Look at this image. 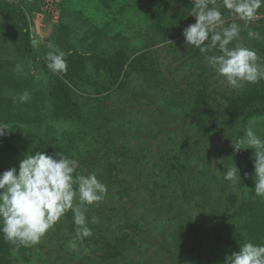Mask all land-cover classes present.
<instances>
[{
	"label": "trees",
	"instance_id": "obj_1",
	"mask_svg": "<svg viewBox=\"0 0 264 264\" xmlns=\"http://www.w3.org/2000/svg\"><path fill=\"white\" fill-rule=\"evenodd\" d=\"M66 1L71 0L60 4L56 21L50 13L46 26L47 45L51 42L66 53L67 72L53 74L45 59L50 49L39 45L41 38L35 29L41 3L0 0V37H7L13 49L11 57L0 52V122L13 128L0 137V172L10 167L18 170L24 155L35 151L62 153L76 162L77 173L95 172L107 185V195L98 205L88 206V220L97 218L88 225L91 236L74 240L76 226L68 211L44 235L45 242L16 247L0 234V264H167L168 257L169 264H224L225 256L239 251L243 243H264V196L254 190V150L246 144L241 149L233 145L245 137L248 128L264 139V80L242 82L230 93L210 89L212 83L203 77L217 73L206 65L205 54L183 39L171 43L195 22V17L180 9L192 7V0H183L179 6L168 0L144 4L141 0H98L105 9L101 18L108 17L107 21L90 20L77 5L71 8ZM136 2L150 33L140 43L139 37L125 36L111 23ZM224 11L227 26L234 17ZM237 22L242 29L240 40L264 62V7L247 26ZM249 31L258 32L261 38H250ZM165 44L166 62H162L160 50ZM178 61L181 65L194 62L200 72L190 70L187 97H178L177 92L164 97L163 112L168 110V114L161 120L175 124L174 131L165 137L160 136L162 130L145 131L146 140L137 149L122 148L119 160L94 153L91 132H100V121V125L113 121L106 104L111 94L125 90L132 74L148 79L161 75L163 63L171 76ZM25 90L30 97L21 103L19 96ZM129 123L142 127L137 115ZM180 129L185 141L180 137L179 154L166 145L177 138ZM153 140L159 146L156 152L152 151ZM191 155L196 161L188 158ZM226 161L241 167V180L235 185L218 174L227 168ZM192 164L196 168L183 176V168L190 170ZM124 167L137 183L123 174ZM141 180L149 182L144 185ZM143 185L146 193L140 194V200L135 193ZM197 198H201L197 205L208 207L210 213L195 219L189 205ZM220 204H224L222 212L217 210ZM212 213L219 216L210 220Z\"/></svg>",
	"mask_w": 264,
	"mask_h": 264
},
{
	"label": "clouds",
	"instance_id": "obj_2",
	"mask_svg": "<svg viewBox=\"0 0 264 264\" xmlns=\"http://www.w3.org/2000/svg\"><path fill=\"white\" fill-rule=\"evenodd\" d=\"M221 3L234 17L227 26L217 0H192L193 7L188 14L195 17V22L184 28V43L205 54L206 65L232 88L240 87L242 82L264 80V62L254 48L240 40L242 29L237 22L243 21L247 26L258 19L264 0H221ZM248 36L261 38L258 32L252 31ZM32 43L36 46L38 41L34 39ZM47 47L50 49L45 55L47 68L53 74L66 73V53L51 42ZM209 52L213 54L207 55ZM29 97L25 90L19 101L26 103ZM12 129L0 122V137ZM241 144L254 150V190L257 196H264V139L248 128L245 137L233 143L235 149H241ZM223 176L232 185L241 180L233 162ZM107 191V185L95 172L77 173L76 162L62 153L49 155L35 151L24 155L18 170L10 167L0 172V234L16 247L35 245L71 211L76 226L74 240H82L92 235L89 223L97 222L95 216L88 220V206L98 205ZM71 247L75 249L74 242ZM224 264H264V243H243L239 251L225 256Z\"/></svg>",
	"mask_w": 264,
	"mask_h": 264
},
{
	"label": "rangeland",
	"instance_id": "obj_3",
	"mask_svg": "<svg viewBox=\"0 0 264 264\" xmlns=\"http://www.w3.org/2000/svg\"><path fill=\"white\" fill-rule=\"evenodd\" d=\"M146 1L147 0H141V4L142 3L144 4ZM168 1H171L172 3H175L178 6L184 5L183 0H168ZM65 3H67V5L69 4V7L71 8H72V5H74V7L77 5L80 10H82L86 15L89 16L88 18H90V20H97V21H104V20L107 21L108 20V17L107 18L105 17L104 19L101 18V16L105 13V9L98 2V0H71L68 2L66 1ZM217 4L221 6V10L224 12V19L226 20L227 16L222 7L221 0H217ZM192 7H193V4H192ZM60 8L61 6L58 9L60 10ZM180 9L184 13L188 14L191 7L187 8L184 5L183 7H180ZM142 10L143 9L140 6H138V3L136 2L133 7L128 9L126 12H124V15L120 17L121 19L112 20L113 22L111 23L115 25V27L117 28V31L121 32L125 36H129V37L134 36L135 38L139 37L138 43H140L141 39L148 38V36L150 35V33H148V26L146 23V19L144 18L142 14ZM57 13L58 12H56V15ZM192 17L194 18V16ZM56 19L57 18H55V21ZM49 20L50 18H48L47 14L38 15L35 18L36 33L39 34L41 38L39 42L41 44L39 45H42L44 49L47 48L46 38L48 36V32L46 31V26ZM113 24H109L108 26L114 27ZM181 39L184 40L185 38L184 37L177 38L175 40H172L171 43L179 42ZM8 41L9 40L7 37L5 36L0 37V52H3L7 54V56L11 57L13 56L12 55L13 49H11V45L9 44ZM130 43L134 44L133 42H130ZM165 48H166V44L162 45L161 50H160V53L163 56L161 60L162 62H166ZM176 65H177L176 66L177 69L175 70V73L172 74L171 76H169L168 71L166 69V63L162 64L163 73L151 79L144 78L137 74H132L129 77V81L127 83L125 90L114 91L111 94V100H107L106 104L110 105V108H111L110 111L112 113H110L109 116L111 115V118L113 119L114 123H112L113 121L110 120V122L108 121V123L105 122L103 125H100L101 124V121H100L97 125L101 127L100 132L99 133L97 132L95 133L94 131L91 132V135H93L92 136L93 139H90V141L93 142V145H92L93 147L92 146L91 147L93 148L94 153L100 154V155L108 154L110 158L112 159L116 158V160H119L120 150L122 148L137 149L136 146L140 144L141 141L144 142L146 140L147 132H151L152 130L153 131L162 130V133L160 134V136L165 137L166 132L168 134V132L170 131L172 132V130L174 131V128L176 126L175 124L170 126V125H167L166 123H163V121L161 120V118H164V113L168 114L167 112L168 110L163 112V107L165 106L164 97L173 92H177L178 97H181V98H184L185 96L187 97L188 96V92L186 91V87L188 86L187 83L192 79V77L189 76L190 70H193V72L195 73L200 72V70L198 69L199 67L198 64L191 62V61H187L185 65H181V62L178 61L176 62ZM172 67L173 69H175L174 65H172ZM203 79L212 83L210 86V89L217 90L219 92H222V91H226L227 93L231 92L232 87L228 86L224 78L218 76L217 74L210 76V77L204 76ZM136 115H137L138 125H139V121L140 123H142V127L140 128L139 127L134 128L129 123V120L134 119V116ZM176 124L178 125V123ZM178 132L179 134L177 138H175L174 140H169V144L166 145V148L168 150H173V153L176 152L180 154L181 153L180 143L182 142L181 141V138H182L181 129L178 130ZM183 140L185 141V139ZM0 143H1V138H0ZM157 144H158L157 141L153 140V145H152L153 152L158 151L159 146H157ZM128 153H130V151ZM192 156L193 155H191V157H188V158H192ZM144 157L146 158V156ZM212 158H213V162H215L216 158L214 157ZM194 161L196 160L193 159V162ZM217 162H219V159H217ZM225 163L227 164V168L232 166V164L229 162L227 163V161ZM235 163L237 162L235 161ZM189 168L190 170H188L187 168H183L184 170L182 173L183 176L185 177L188 176V174L190 173L189 171H191L192 173V170L195 169L196 167L194 164H192L191 166L189 165ZM227 168H225L224 170L219 169L218 174L223 175L224 171ZM237 168L240 169L241 167L239 166ZM124 170L125 171L123 172V174H125L126 176L128 175L127 177L129 180H131L132 183H137V179L133 175H131L130 172L129 173L126 172L128 171V168L124 167ZM148 182L149 180H145V181L141 180V183H144V185L147 184ZM144 185L142 189H140L139 191H137V193H135V194L139 193L138 197L140 200L142 197L140 194L145 195L146 193ZM150 185H152V183H150ZM169 185H173V184H169ZM218 193L219 192L214 193V196ZM174 198L175 196L173 197V199ZM110 199L111 197H109V200ZM200 199L201 198H197L194 204L189 205L191 213L195 219L200 218L203 213L205 214V212L208 214L210 213L208 207H204L201 209L200 206L197 205L200 202ZM125 202L127 203L128 200L125 199ZM223 205L224 204H220L219 206H217V210L219 212L223 211ZM134 209L140 210L139 207L138 208L136 207V205L134 206ZM218 216L219 214L212 213L209 216V218H211L210 220H214ZM195 234L196 233L194 232V235ZM199 236L200 235H197L196 236L197 238H191L192 241L195 242L196 239L199 238ZM189 237L190 236L188 235L184 238L185 242L188 241L187 238ZM45 240H48L47 237L46 238L42 237L40 242H45ZM53 242L54 241H52V243ZM219 262L220 263L216 262L215 264H223L222 261H219ZM166 263L169 264V257H168V262Z\"/></svg>",
	"mask_w": 264,
	"mask_h": 264
},
{
	"label": "built area",
	"instance_id": "obj_4",
	"mask_svg": "<svg viewBox=\"0 0 264 264\" xmlns=\"http://www.w3.org/2000/svg\"><path fill=\"white\" fill-rule=\"evenodd\" d=\"M38 1L41 3V10L37 12V16L47 14L49 17L51 13L53 17L58 18V13L56 15V12H59L58 8L60 7V4L63 2V0H38Z\"/></svg>",
	"mask_w": 264,
	"mask_h": 264
}]
</instances>
